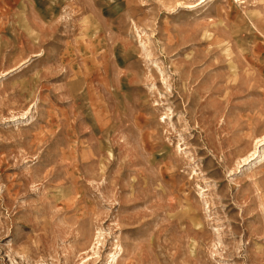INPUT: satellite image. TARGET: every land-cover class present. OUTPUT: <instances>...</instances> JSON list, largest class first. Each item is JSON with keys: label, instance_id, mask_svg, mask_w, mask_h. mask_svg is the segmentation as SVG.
<instances>
[{"label": "rangeland", "instance_id": "rangeland-1", "mask_svg": "<svg viewBox=\"0 0 264 264\" xmlns=\"http://www.w3.org/2000/svg\"><path fill=\"white\" fill-rule=\"evenodd\" d=\"M0 264H264V0H0Z\"/></svg>", "mask_w": 264, "mask_h": 264}, {"label": "bare ground", "instance_id": "bare-ground-1", "mask_svg": "<svg viewBox=\"0 0 264 264\" xmlns=\"http://www.w3.org/2000/svg\"><path fill=\"white\" fill-rule=\"evenodd\" d=\"M191 8H193V7H190V6L185 7V9H191Z\"/></svg>", "mask_w": 264, "mask_h": 264}]
</instances>
